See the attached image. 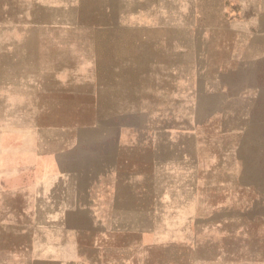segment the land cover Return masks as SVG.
Here are the masks:
<instances>
[{"label": "rangeland", "instance_id": "1", "mask_svg": "<svg viewBox=\"0 0 264 264\" xmlns=\"http://www.w3.org/2000/svg\"><path fill=\"white\" fill-rule=\"evenodd\" d=\"M248 1L240 12L239 0H160L155 21L167 27L151 30L62 29L47 13L0 11V40H68L76 80L86 82L71 84L65 108L28 93L22 107L4 109L0 145L65 163L78 155L73 163L86 190L57 223L47 212L62 206L25 189H0V264H34L54 225L88 259L98 254L94 245L117 246L119 264H181L194 240L207 239L197 230H211L214 253L227 231L264 230V40H223L229 20L264 29V0ZM21 15L36 24L19 28ZM71 15L95 22L92 14ZM6 64L8 74L26 70ZM44 104L52 107H38ZM101 182L116 183L119 202L102 206L96 220L95 192L110 196L90 187ZM115 226L111 235L97 233Z\"/></svg>", "mask_w": 264, "mask_h": 264}, {"label": "crops", "instance_id": "2", "mask_svg": "<svg viewBox=\"0 0 264 264\" xmlns=\"http://www.w3.org/2000/svg\"><path fill=\"white\" fill-rule=\"evenodd\" d=\"M238 3V6L242 8L240 12L248 11V7L252 5V2L248 0H239ZM158 5H160V0H0V7H2L0 11L17 14L47 13L50 21L62 22V29L151 30L167 27L165 22H161L164 19L155 21V15L161 13ZM81 13L92 14L95 22L83 23L77 21L79 16L71 15ZM17 18L16 22L20 24L18 27L21 29L29 23L33 25V22H37L24 15ZM120 19H124L126 23L120 25ZM54 23L51 22V24ZM200 27L209 33L215 32L213 25ZM224 29L228 37L223 40H264L263 26L257 21L233 22L229 20ZM64 41L0 40V139L7 133L6 117L8 114L4 109L22 107L19 105V99L23 94H31V99L37 102L56 101L59 102L58 107L65 108L68 107L66 102L69 103V98L65 95L71 93V84L85 85V80H76L81 73L71 66L69 42ZM82 48L84 51L85 46L83 45ZM81 53L79 48L77 52L79 61L85 59L80 57ZM7 58L14 62L16 68L22 62L21 68L25 66L26 70L13 75L8 74ZM40 58L47 62L37 63ZM27 60H30V65L34 69L26 66ZM42 94L47 96L43 97ZM48 94H53V96L49 98ZM38 107L51 108L52 104L38 105ZM33 130L34 128L30 132ZM11 151H7L3 145H0V189L9 186L18 190L25 189L24 193L30 195L31 198L45 197L49 205L62 206L48 210L50 220L57 223L64 220L68 206L81 202V189L84 187L80 185L85 182L80 180V167L73 163L79 161V156H75L78 161L73 159L72 163H65L55 154L44 155L35 149ZM90 187L94 190L95 188L110 189V196L103 198L96 192L93 196V204L100 206L96 220L100 218L99 214L104 213L102 206L110 205L113 206L111 209L117 208L119 198L115 192L118 189L116 183L103 184L101 182L100 185L94 183ZM85 190L86 188L83 190V196ZM116 217L117 215L113 217V214H110L112 222L116 220ZM54 226L48 230L46 243L41 247L37 246L34 264H119L117 246L94 245L93 248L98 254L88 259L82 254L79 245L69 247L65 239H59L60 234L66 235L67 229ZM117 231L118 228L115 226L104 231L103 229L98 230L97 233L102 236L106 233L111 235ZM196 233H202L200 236L207 239L194 240L190 246V255L181 264H264V230L227 231L229 235L223 240V249L217 253L212 251L214 246L210 239L211 230H197ZM230 233L237 234L230 235ZM199 248L203 250L200 253ZM113 253H115L114 256Z\"/></svg>", "mask_w": 264, "mask_h": 264}]
</instances>
